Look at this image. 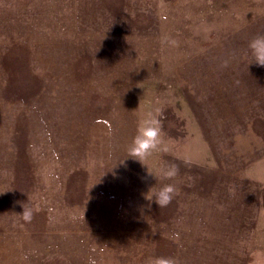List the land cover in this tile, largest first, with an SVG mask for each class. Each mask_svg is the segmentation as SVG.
I'll return each mask as SVG.
<instances>
[{
	"label": "rangeland",
	"instance_id": "obj_1",
	"mask_svg": "<svg viewBox=\"0 0 264 264\" xmlns=\"http://www.w3.org/2000/svg\"><path fill=\"white\" fill-rule=\"evenodd\" d=\"M262 34L264 0H0V264H264Z\"/></svg>",
	"mask_w": 264,
	"mask_h": 264
},
{
	"label": "clouds",
	"instance_id": "obj_2",
	"mask_svg": "<svg viewBox=\"0 0 264 264\" xmlns=\"http://www.w3.org/2000/svg\"><path fill=\"white\" fill-rule=\"evenodd\" d=\"M248 48L253 57V63L257 66H264V34L253 37L249 41ZM159 133L160 127L158 119L149 114L148 118L142 120L138 126L137 134L129 147V157L138 160L142 164L143 159L150 155L160 143ZM148 174L156 180L158 177L171 179L177 175V168L175 165L162 167L157 170L155 175L149 172ZM177 191L178 189L175 185L171 183L163 184L158 190L152 193V198L150 200L147 199L149 201V206L152 202L160 208L167 206ZM18 215L26 222L31 221L32 210L31 208H23L22 213ZM88 264H95V261L89 258ZM152 264H176V261L173 257H157L152 260Z\"/></svg>",
	"mask_w": 264,
	"mask_h": 264
}]
</instances>
